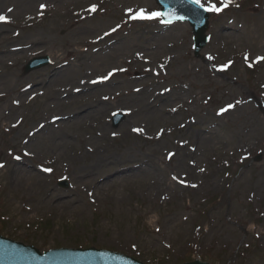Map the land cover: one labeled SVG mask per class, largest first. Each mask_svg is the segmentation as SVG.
I'll list each match as a JSON object with an SVG mask.
<instances>
[{"label": "rangeland", "instance_id": "rangeland-1", "mask_svg": "<svg viewBox=\"0 0 264 264\" xmlns=\"http://www.w3.org/2000/svg\"><path fill=\"white\" fill-rule=\"evenodd\" d=\"M77 1L68 0L65 10L55 18L52 17L53 10L43 11L37 5L31 22L19 20L17 24L21 28L18 33L21 36L36 27L43 41L30 50L18 52L19 56L9 51L11 46L18 45L16 40L8 37L11 42L6 44L1 39L4 34H12L16 21L0 32V75L7 79L0 85V109L10 105L13 97L23 103V106L12 104L6 109V115L11 112L16 115L12 124H8L6 118L0 120V163L8 164L12 160L14 147L28 139L30 133L34 134L39 123L57 121L58 125L53 122L57 126L70 124L75 117L83 115L77 113L85 105H105V100L109 103L97 118H86L83 124L49 128L51 132L69 135L68 139H63L68 144L58 145L56 150L41 142L36 160L29 162L43 170L52 169L51 172L41 170L32 176L19 177L20 182L15 185L9 172L0 167V236L41 252L95 249L127 256L141 264H264V195L255 188L264 182V130L261 125H256V131L253 130L256 122L264 124V60L258 59L264 57V0H233L218 14L209 12V42L201 59L194 56L189 24H165L155 19L130 20L129 8L145 7L160 12L154 0H89L85 6ZM139 1L142 6H136ZM93 4L97 10L89 12ZM6 7L0 5V14ZM85 8L94 21L83 23L80 19ZM101 21L110 23L105 31L108 35L104 32L93 40L88 38L85 46L89 55L118 39L136 35L140 37L135 42L136 49L145 42L156 40L150 56H145L150 63L145 62L144 56L133 55L115 60L99 73L87 72L84 65L79 66L82 74L79 72L73 79H65L63 72L80 63L76 58L81 47L75 48V52L70 50L71 30L76 24L97 26ZM234 27L240 32L233 34V42L221 43L219 37L231 34ZM169 34L171 38L162 44ZM43 57L49 58L48 66L25 74L30 60ZM187 65L193 70L196 68L194 73L193 70L180 72ZM61 68L64 69L59 70ZM54 70L58 76L54 75ZM198 74L203 78L196 81ZM171 76L172 80L165 81ZM84 79H111L109 83L117 84L128 82L132 85L128 90L150 91L165 87V83L173 87L191 81V91L207 90L203 98L205 104L201 101L194 105L196 112L209 114L215 120L220 137L231 139L237 130L242 129L246 130V141L238 148L226 145V142H214L212 150L198 156L196 168L189 169L184 164L189 174L186 179H180L183 186L176 194L147 198L140 181L120 180L115 183L114 180L121 177L117 172L119 169H101L95 184L98 186L91 190L94 195L88 197L85 195L87 191L83 192L79 185H75L69 161L78 162L81 167L91 164V159L80 157L96 129L106 126L109 131L105 142L100 140L97 143L106 157H112L118 163L130 157L150 159L156 169H161L164 179L171 181L176 159L167 162V152L176 150L177 144H172L173 141L177 138L180 142L187 141L186 131L195 132L198 127H186V116L181 115V111L173 123L167 120L170 114L160 112L157 134L141 136L140 131H135L132 135L120 137L126 116L114 104L130 91L102 97L99 93L94 95L93 90L75 94L74 90H79L78 85ZM23 91H35L37 96L30 100L22 95ZM226 96L231 97L230 103L239 101L237 106L242 111L219 121V103ZM114 114L123 117L117 127L112 121ZM197 133L207 136L205 132ZM49 135L45 132L42 137L48 138ZM60 157L63 158L60 164L54 162ZM131 166L122 168L127 171ZM61 181H66L68 187H61ZM30 188L33 199L39 200L45 197L40 190L67 194L59 201L66 205L35 216L28 215L24 195ZM57 195L54 194L52 200Z\"/></svg>", "mask_w": 264, "mask_h": 264}, {"label": "bare ground", "instance_id": "bare-ground-1", "mask_svg": "<svg viewBox=\"0 0 264 264\" xmlns=\"http://www.w3.org/2000/svg\"><path fill=\"white\" fill-rule=\"evenodd\" d=\"M71 1L74 2L76 0ZM67 2L68 0H0V5L7 6L4 10H1L3 13H1L0 15H4L8 19V22H0V32H4V28H6L5 26H10L13 24V21H16L12 34L10 36L4 34L3 37H1V39L5 40L4 42L6 44L11 42L8 37H11L13 41H17L16 43H18V45L11 46L9 51L19 56L18 52H25L26 50H30L36 44H40L41 42H43L41 39V34H39L40 31H38L36 27H34L33 30L27 35L21 36L22 34L18 33V29L21 28V26L17 24L19 20L24 19L27 23L31 22L33 19V11L37 8V5L39 6L41 4L45 5V9L53 10L52 17L55 18L56 16L62 14L63 10H65V7L67 6ZM88 2L89 0H78L76 3L85 6L88 4ZM136 4V6L143 5L140 1ZM25 12L30 14H25ZM82 12L83 23H90V21H94L91 17L88 16V11L86 8ZM109 25L110 23L108 21H101L98 23L97 26H83L76 24V27L71 30V52H75V48H79V46H84L85 43L88 42V38L89 40H93L94 37L101 36L109 27ZM173 28L174 27H171L170 29ZM236 32H240V30L234 27L232 29L231 34L221 35V37H219V41H223L221 43H232L234 40L233 34ZM251 36V34L248 35L249 39L251 38ZM168 38H171L170 34L162 40V44ZM139 40L140 37L136 35H130L125 40L118 39L112 44L103 47L102 49L92 51L91 55H89V49H80L78 51L80 55L78 58H76V60H78L80 63L77 64V66L73 65L74 67L72 69L64 71L63 76L67 80L73 79V76L76 73L80 72V74H82V72L79 71V66L83 65L86 67L87 72L89 70L91 72L99 73L101 71H104L105 68H108L110 64L115 60H122L126 57H130L133 55L134 57H137L139 55L144 56V58L146 59L145 62L150 63V61H147V58L145 56H150V51L154 47V42L156 40L152 39L148 42H145L140 47H138L139 49H136L135 42H138ZM140 51L148 55L139 54L138 52ZM97 67L102 68L97 69ZM63 69L64 68H61L59 70ZM192 70V66L187 65L185 68L181 69L180 72L188 73L192 72ZM180 72H178V74H180ZM54 75L58 76V72L56 71ZM149 75L154 76L155 74ZM172 78L173 76H171L169 79H165V81H170L172 80ZM202 78V75L198 74L195 80L199 81ZM4 80H7L5 76L0 75V85H3ZM109 82H111V79L102 81H94V79H84L78 85L79 90H74V93L77 94L79 91L81 93H84L85 91L93 90L94 95H97L99 93V97H102L104 95L107 96L108 94H112L115 92L130 91L128 95L124 96L123 98H120L114 104L116 105V108L122 110V112L126 116V122L121 129L123 130V132L120 134V137L132 135V133L134 134L135 129L142 130L140 131L141 136H144L145 133L157 134L159 132V126L161 123V119L158 117V115H160V112L170 114L167 120L173 123L178 119L177 116L181 114L177 113L181 111V115L186 116V127L194 126L198 128L195 132L186 131V136L187 138H189L187 141L180 142V138H177L176 141L172 142V144H177V148L174 151H168L166 155L167 162H171L176 159L174 163L175 166L173 167V171L171 172V181L164 179V175L161 169H156V167L151 163L150 159L146 160V158L130 157L122 163H118L114 158L106 157V155L102 153V150L101 148H99L97 143L100 140L102 142H105V140L110 135L109 131L106 126H101L99 129H96L94 131V136L91 137L85 144V152L82 153L80 157V159H91V164L88 166L81 167L79 166L78 162L69 161V169H71L72 171L71 176L75 179V185H79L83 192L87 191L85 195H87L88 197L94 195L91 194V190L93 191V189L98 186V184L96 186L95 184L98 180V172L101 169H119L117 172L121 174V177L116 178L114 180L115 183H118L120 180L140 181L143 188V195H145L147 198H156L162 196L164 197L176 194L177 189L183 186L180 179H186L189 174L186 171L184 164H187L189 169L196 168V163H198L201 154H205L207 152L206 150L208 149L212 150V148L215 147L214 142H218L220 144L226 142V145L232 144L233 146L235 145L238 148L241 144L246 141L244 137L246 130L242 129L237 130V132L232 135L231 139H224L220 137L215 120L210 118L209 114L207 115L205 113L204 115H202L200 112H196V107L194 105H198L201 101L203 102V104H205L203 98L206 97L207 90L202 89V91L198 92L191 91V81H189L190 84L188 83V81H186L181 82L179 85L173 87H169L168 83H165V87L160 89L158 87L156 89H153L152 91H150L149 89L141 90L137 88L128 90L132 86L128 82L122 84H117L116 82ZM23 92L24 93H22V95L28 96V99L30 100L37 96L34 93L35 91ZM230 100V96H226L225 99L220 100V108L218 109V114L220 116L218 117L219 121L221 119H230L236 114H238L240 111H242V109L237 106V103H230ZM72 102H76V100H73ZM12 104L23 106V103L20 102V99L16 100L14 97L10 99V105ZM104 104L105 105H102L100 103L96 105H85L77 113V115H83L81 117H75L73 119V123L70 124L64 125L62 123V125L57 126L59 123L57 121H53L57 125H55L53 122H49V124L39 123L38 126L34 128V134L30 133V137H28V139L22 140L18 143V146L14 147L12 160L8 164L0 163L3 165V167L1 168H3V170L6 169V171L9 172L8 174L12 178L13 182H15V185H18V182H20L19 177L22 179L24 176H32L34 173H40L41 170L42 172H46L40 166L29 162V160H36L38 154L37 151L41 147V142L44 146L51 145L54 149L57 150L58 145L68 144L64 143L63 139L69 138V135L51 132L49 128L57 126V128L60 129L62 126L69 127L76 124H83V122H86V118H97L102 111H105L107 109L106 105H108L109 103L107 102V100H105ZM229 104L234 105V107L221 113V109L227 108ZM10 105H6L5 107H1L0 109V120L6 118L5 120L9 121L8 124H12L16 119L15 113L11 112L10 115H6V109ZM75 110H77V108H75ZM84 112L86 113L84 114ZM256 125H261L264 130V124L260 122L255 123V125L253 126V130L256 131ZM182 128H184L183 125ZM45 132L50 133L48 138L46 136L42 137V134H44ZM197 132H205L207 133V136H205L204 134H199ZM55 136H58V138H55ZM52 140L55 145L52 143ZM190 144H192L193 147H188V145ZM16 157H19V159H16ZM62 161L63 158L60 157L54 162L60 164ZM129 165L132 166L127 171L126 169L122 168L123 166ZM122 170L125 172H122ZM174 177L176 179H174ZM23 183L24 182H22V184ZM255 188L257 189V191L260 190L258 192L261 193V195H264V182L261 185H256ZM40 191L45 193V197L41 198L40 200L33 199L32 188H30L24 195V197L26 198L25 204L27 205V213H29L28 215L35 216L41 212H50L66 205L65 203L59 201L64 198V196H66L67 194H59L54 191V194L58 195L56 196V199L52 200V196L54 194H50L51 190ZM73 202H76V200H73ZM76 205L80 209V205Z\"/></svg>", "mask_w": 264, "mask_h": 264}, {"label": "water", "instance_id": "water-1", "mask_svg": "<svg viewBox=\"0 0 264 264\" xmlns=\"http://www.w3.org/2000/svg\"><path fill=\"white\" fill-rule=\"evenodd\" d=\"M165 13L166 21L183 16L194 28L196 55L205 47L208 15L197 9L189 0H156ZM118 124H116L117 126ZM66 185V184H64ZM0 264H141L129 257L109 252L88 250H58L42 254L32 247L0 237Z\"/></svg>", "mask_w": 264, "mask_h": 264}, {"label": "snow or ice", "instance_id": "snow-or-ice-1", "mask_svg": "<svg viewBox=\"0 0 264 264\" xmlns=\"http://www.w3.org/2000/svg\"><path fill=\"white\" fill-rule=\"evenodd\" d=\"M191 2L195 5H197L200 9H202L205 12H211V13H220L222 12L225 8L229 7L232 3L233 0H191ZM219 5V6H218ZM45 7V5L41 4L40 8L43 9ZM97 10L96 5H92L88 11L89 12H95ZM11 11V10H9ZM127 12L129 13V17L130 19H139V20H159L161 22H170V21H166L164 20V17L168 15V13L165 12H159V11H150L148 9L145 8H138L136 10L129 8L127 9ZM179 20H183L184 17L183 16H178L176 17ZM0 22H8L7 17H5L4 15H0ZM113 31H115V29H113ZM107 35V33H106ZM211 59V57H210ZM245 59H247V56L245 57ZM260 60H264V57H260L258 58ZM226 67V66H225ZM111 75V74H109ZM108 77H104L103 79H107ZM239 103V101L237 102ZM234 107V105L229 104L227 106V108H222L221 109V113L227 111L228 109ZM115 115V114H114ZM135 131H142L140 129H136ZM16 159H19V157H16ZM0 167H3L2 164H0ZM44 171L47 172H51L52 169H44ZM174 179H176L174 177ZM181 183H183V181H181Z\"/></svg>", "mask_w": 264, "mask_h": 264}]
</instances>
